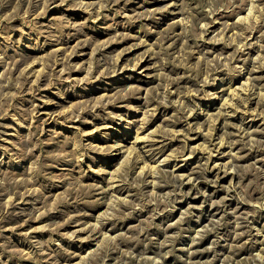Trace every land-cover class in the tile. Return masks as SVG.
<instances>
[{
  "label": "rangeland",
  "instance_id": "374dc122",
  "mask_svg": "<svg viewBox=\"0 0 264 264\" xmlns=\"http://www.w3.org/2000/svg\"><path fill=\"white\" fill-rule=\"evenodd\" d=\"M0 264H264V0H0Z\"/></svg>",
  "mask_w": 264,
  "mask_h": 264
}]
</instances>
